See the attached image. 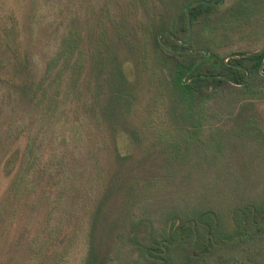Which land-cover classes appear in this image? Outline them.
Returning a JSON list of instances; mask_svg holds the SVG:
<instances>
[{
	"label": "trees",
	"instance_id": "16d2710c",
	"mask_svg": "<svg viewBox=\"0 0 264 264\" xmlns=\"http://www.w3.org/2000/svg\"><path fill=\"white\" fill-rule=\"evenodd\" d=\"M28 1L0 96L9 191L44 216L29 263L264 264V0L191 7L189 43L196 0Z\"/></svg>",
	"mask_w": 264,
	"mask_h": 264
},
{
	"label": "rangeland",
	"instance_id": "374dc122",
	"mask_svg": "<svg viewBox=\"0 0 264 264\" xmlns=\"http://www.w3.org/2000/svg\"><path fill=\"white\" fill-rule=\"evenodd\" d=\"M28 0H0V24L7 22L9 18L18 24L24 22V17L28 9ZM0 96V264H30L27 250L28 241L36 234V230L43 222L42 208H38L33 202L20 201L9 191L13 182L14 174L7 175L5 162L9 153L2 130L7 121V111L10 110L8 102L2 100ZM264 107V105H263ZM68 115L62 113L64 117L57 119L59 125L56 126L58 140L64 146L65 134L73 131L75 122V112L71 108ZM264 113V111H263ZM65 137V136H64ZM252 156L250 148L243 147L240 155H237L233 165L235 168L244 170V178L249 179L247 173L250 171L251 163L248 160ZM151 164L148 163V166ZM257 173H261L263 166L254 161L252 165Z\"/></svg>",
	"mask_w": 264,
	"mask_h": 264
},
{
	"label": "water",
	"instance_id": "95a60500",
	"mask_svg": "<svg viewBox=\"0 0 264 264\" xmlns=\"http://www.w3.org/2000/svg\"><path fill=\"white\" fill-rule=\"evenodd\" d=\"M224 2H225V0H221L220 2H217V1H211V0H196V1H193V2H191L190 4H188V5L186 6V11H187V16H188V25H189V37H188V40H187L185 43H189V42L191 41V39H192L193 23H192V17H191V13H190V8L193 7V6H196V5H198V4H201V3H209V4L222 5ZM168 32H169L168 30L164 31V33H168ZM164 33H161V34L159 35V40H160V42H161L163 45H165L166 47H169V45L166 44V43L164 42L163 38H162V36H163ZM173 37L176 39L175 36H173ZM263 50H264V46H263V47H260V48H258V49H254V50L248 51V52L245 53L244 55L255 54V53H257V52H261V51H263ZM194 51H196V52H198V51L204 52V56H207V55L210 54V49H208V48L195 49ZM262 66H264V62H263V65H262ZM189 73H190V72H189ZM189 73H188L187 75H189ZM263 73H264V71H263ZM187 75H186V76H187ZM248 76H249V73H247V76H246L245 80L248 78ZM194 77H197V75H194V76L189 77L188 80H191V79L194 78ZM224 77H225V76H224ZM186 81H187V80H184V82H186ZM235 83H236V82H235Z\"/></svg>",
	"mask_w": 264,
	"mask_h": 264
}]
</instances>
